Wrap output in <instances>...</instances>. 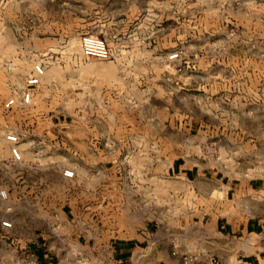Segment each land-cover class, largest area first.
<instances>
[{"label": "rangeland", "instance_id": "rangeland-1", "mask_svg": "<svg viewBox=\"0 0 264 264\" xmlns=\"http://www.w3.org/2000/svg\"><path fill=\"white\" fill-rule=\"evenodd\" d=\"M84 34L103 38L109 58L85 56ZM37 64L43 74L28 86ZM26 91L29 102L21 99ZM186 102L193 154L209 156L232 176L264 175V134L257 137L264 125V0H0V190L6 193L0 214L14 210L17 229L31 233L36 220L50 221L49 232L57 234L62 210L69 214L74 196H89L100 232L110 222L103 198L110 193L140 194L143 206L156 195L161 218L179 204L163 167L182 154L183 140L160 153L155 191L145 170L104 186L113 162L117 168L148 162L144 153L126 156L107 147L154 128L182 137L171 105ZM156 104L152 124L144 115ZM6 133L18 137L20 160L11 158ZM87 134L94 150L78 154ZM168 141L160 138V146ZM245 239L264 251V232ZM83 248L77 264H88L91 253ZM15 256L22 264L18 247Z\"/></svg>", "mask_w": 264, "mask_h": 264}, {"label": "crops", "instance_id": "crops-1", "mask_svg": "<svg viewBox=\"0 0 264 264\" xmlns=\"http://www.w3.org/2000/svg\"><path fill=\"white\" fill-rule=\"evenodd\" d=\"M155 107L144 115L145 121L152 124L158 121L159 106ZM171 108L172 119L182 123V137L161 136L154 128L141 136L129 134L125 142L122 138L118 143L109 141V153L119 151L126 156L144 153L148 162L142 167L120 163L118 168L113 162L103 185L110 188L124 179L127 172L145 170L151 190L155 191L160 176L159 155L180 145L174 140L180 138L182 154L167 160L163 167V177L170 179L176 189L173 196L178 205L159 218L156 195L151 196L150 205L143 206L146 200L140 194L112 197L109 193L103 198L108 204L104 207L109 209L105 213L110 222L103 231L96 232L94 198L77 195L71 201L69 214L64 210L60 213L61 229L57 234L49 232L54 223L46 220H36L33 233L30 229L24 232L23 227L20 231L17 213L8 210L6 215L0 214V264H16V247L21 252L22 264H77L78 256L83 259L80 253L83 247L91 253L88 264H182L180 255L185 252L199 254L197 264H203L207 258H212L215 264H264V251L252 250V244L245 239L264 232V175L232 176L223 167L215 166L209 156L193 154L189 145V102L186 107L172 104ZM263 134L264 125L257 131V137ZM160 138L169 140L168 145L165 142L160 146ZM87 141L84 151L78 154L88 155L94 150L93 138L88 134ZM133 175L140 182V176ZM115 203L120 204L118 211L112 208ZM5 217L12 221L11 228L1 225ZM101 236L106 237L102 242Z\"/></svg>", "mask_w": 264, "mask_h": 264}, {"label": "built area", "instance_id": "built-area-1", "mask_svg": "<svg viewBox=\"0 0 264 264\" xmlns=\"http://www.w3.org/2000/svg\"><path fill=\"white\" fill-rule=\"evenodd\" d=\"M80 47L81 51L85 56L94 57L100 60H106L109 58L110 53L106 41L96 35L84 34L80 38ZM176 57V54H172L170 58ZM43 74V68L41 65L37 64L34 66L33 73L27 79V85L33 86L39 83L40 77ZM21 99L23 102H29L30 94L28 91L22 94ZM13 100H9L7 105H10ZM5 139L13 144L10 147V155L13 160H20L21 154L17 146L18 137L13 133L4 134ZM67 177H72L73 172L71 170H65L63 173ZM0 196L6 198V193L3 190H0ZM2 225L5 227H10L11 223L8 221H3ZM200 259L199 254L195 253H184L181 256L183 264H197ZM203 264H215L212 258H207V261Z\"/></svg>", "mask_w": 264, "mask_h": 264}]
</instances>
